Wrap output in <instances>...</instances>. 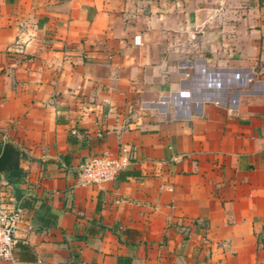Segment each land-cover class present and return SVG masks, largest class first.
<instances>
[{
	"label": "crops",
	"instance_id": "1",
	"mask_svg": "<svg viewBox=\"0 0 264 264\" xmlns=\"http://www.w3.org/2000/svg\"><path fill=\"white\" fill-rule=\"evenodd\" d=\"M4 143L0 264H264V0H0ZM100 154L134 174L80 184Z\"/></svg>",
	"mask_w": 264,
	"mask_h": 264
},
{
	"label": "built area",
	"instance_id": "2",
	"mask_svg": "<svg viewBox=\"0 0 264 264\" xmlns=\"http://www.w3.org/2000/svg\"><path fill=\"white\" fill-rule=\"evenodd\" d=\"M127 164L126 156L113 158L106 154L92 155L78 165V182L90 184L111 180ZM23 217V207L19 202L0 201V261L13 260L17 244L16 232ZM26 229H32L30 223Z\"/></svg>",
	"mask_w": 264,
	"mask_h": 264
},
{
	"label": "trees",
	"instance_id": "3",
	"mask_svg": "<svg viewBox=\"0 0 264 264\" xmlns=\"http://www.w3.org/2000/svg\"><path fill=\"white\" fill-rule=\"evenodd\" d=\"M129 174H134V172L123 169L115 175V178L123 179L125 176ZM20 175H21V171L19 167L12 169L8 173L4 174V176L7 177L8 179L14 178L15 181L18 180ZM37 214L38 213H36L35 215V219L39 223V227H47V226L54 225L55 218H56L55 214L50 213L49 211H43V212H40L38 215ZM263 230H264V227H263ZM258 242L261 243L262 246H264V235L258 239ZM16 246L18 248L19 253L28 254L29 250H28L27 245L22 244V243H17Z\"/></svg>",
	"mask_w": 264,
	"mask_h": 264
},
{
	"label": "water",
	"instance_id": "4",
	"mask_svg": "<svg viewBox=\"0 0 264 264\" xmlns=\"http://www.w3.org/2000/svg\"><path fill=\"white\" fill-rule=\"evenodd\" d=\"M18 155V151L10 144L4 143L0 152V173L17 168Z\"/></svg>",
	"mask_w": 264,
	"mask_h": 264
}]
</instances>
